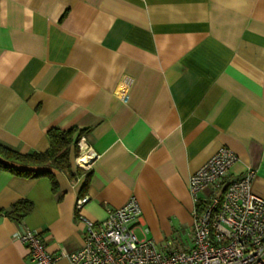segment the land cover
I'll return each instance as SVG.
<instances>
[{
	"label": "crops",
	"instance_id": "obj_1",
	"mask_svg": "<svg viewBox=\"0 0 264 264\" xmlns=\"http://www.w3.org/2000/svg\"><path fill=\"white\" fill-rule=\"evenodd\" d=\"M52 127L97 156L84 170L72 149L55 188L0 170V264H31L23 228L52 254L80 248L85 196L100 220L133 195L140 237L190 246L188 180L221 146L264 196V0H0V142L42 152ZM19 200L18 221L4 210Z\"/></svg>",
	"mask_w": 264,
	"mask_h": 264
},
{
	"label": "built area",
	"instance_id": "obj_2",
	"mask_svg": "<svg viewBox=\"0 0 264 264\" xmlns=\"http://www.w3.org/2000/svg\"><path fill=\"white\" fill-rule=\"evenodd\" d=\"M77 140L75 166L88 170L97 154ZM238 155L221 146L188 180L193 201L190 246L169 248L152 238L138 237L141 208L135 196L91 220L79 211L88 197L75 202V217L84 224L83 243L77 250L52 254L28 228L16 233L28 249L31 264H264V196L252 190L256 170L239 175L231 168ZM147 232L146 228H143Z\"/></svg>",
	"mask_w": 264,
	"mask_h": 264
},
{
	"label": "trees",
	"instance_id": "obj_3",
	"mask_svg": "<svg viewBox=\"0 0 264 264\" xmlns=\"http://www.w3.org/2000/svg\"><path fill=\"white\" fill-rule=\"evenodd\" d=\"M75 129H62L52 127L47 130L49 146L42 152H20L0 142V170H8L15 174L31 175L33 177H48L53 188L56 187L52 169L66 172L70 177L71 170V150L75 149L78 153L76 139L79 136L75 134ZM38 167L40 169L28 170L22 167ZM80 170V169H77ZM32 203L28 200H19L12 204L4 213L15 220H21L25 215L31 212Z\"/></svg>",
	"mask_w": 264,
	"mask_h": 264
},
{
	"label": "rangeland",
	"instance_id": "obj_4",
	"mask_svg": "<svg viewBox=\"0 0 264 264\" xmlns=\"http://www.w3.org/2000/svg\"><path fill=\"white\" fill-rule=\"evenodd\" d=\"M134 231H135L136 235H137L138 237H140L139 230H138V229H135ZM169 241H170V240H169ZM169 241H168V242H165V243H168V244H169L170 242H171V244L174 243L173 241H170V242H169ZM175 244H176V242H175Z\"/></svg>",
	"mask_w": 264,
	"mask_h": 264
}]
</instances>
